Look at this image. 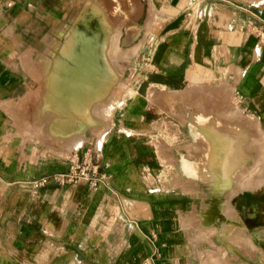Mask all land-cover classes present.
Segmentation results:
<instances>
[{
	"label": "crops",
	"instance_id": "0c3cea01",
	"mask_svg": "<svg viewBox=\"0 0 264 264\" xmlns=\"http://www.w3.org/2000/svg\"><path fill=\"white\" fill-rule=\"evenodd\" d=\"M95 4L134 82L108 104L106 177L35 186L69 153L26 127L22 104L86 9L97 24ZM237 138L230 174L214 171ZM262 170L264 0H0V264H264V182H247Z\"/></svg>",
	"mask_w": 264,
	"mask_h": 264
},
{
	"label": "bare ground",
	"instance_id": "6f19581e",
	"mask_svg": "<svg viewBox=\"0 0 264 264\" xmlns=\"http://www.w3.org/2000/svg\"><path fill=\"white\" fill-rule=\"evenodd\" d=\"M119 4H121L119 2ZM92 10V9H91ZM94 11V10H93ZM95 12V11H94ZM101 13V11H100ZM96 14V12H95ZM98 16V15H97ZM96 16V17H97ZM90 17H92L89 14V10L87 9L86 12H84L82 18H81V22L77 28V38H78V44L77 45H71L70 42H67V44L65 43L64 47H63V53L61 54V60H60V65L55 64L54 63L51 65V68H49V74H50V80L49 83L47 82V84L50 86H52V91L51 92H46L43 93L44 95H47L46 97L41 96L38 107L36 108V112L34 113V120L38 119V122L40 121H44L43 122V129L45 128V130L47 131V134H54V135H62L63 133V137L65 138L66 136L68 137L69 141L68 143V148H72V146L74 147L76 144H78L80 142V139L83 138L82 134H83V130L86 129L90 123L92 122L91 120L94 119V116H92V114H103V115H107V109H108V104L109 101L111 100V98H108V94L110 93L114 83L117 81L118 79V73L117 71L114 69V67L112 66V64L110 63L109 58L106 55V46H107V40H108V36L109 33L112 31L111 30H107L105 31L104 29H101L99 27V23L98 20L103 18H97V24H94L93 22L90 24ZM106 17V16H105ZM112 18V17H111ZM116 19V18H115ZM106 20V18L104 19ZM100 21V20H99ZM117 21V20H116ZM121 21V20H120ZM106 23V22H105ZM108 24V22H107ZM101 25V24H100ZM142 26V25H141ZM107 28V27H106ZM132 29V28H131ZM125 30V29H124ZM128 30V29H126ZM119 33V32H118ZM134 36V35H133ZM73 38V37H72ZM117 38V37H116ZM75 39V37H74ZM112 39V37H111ZM117 40V39H116ZM133 40V39H132ZM73 41V40H72ZM76 41V40H75ZM76 41V42H77ZM74 42V43H76ZM112 44V43H111ZM110 44V45H111ZM115 44V43H113ZM118 44V43H117ZM136 44V43H135ZM71 45V46H70ZM115 46V45H114ZM75 48L76 52L74 53V51H72ZM117 48V47H116ZM115 48V49H116ZM111 49V48H110ZM114 50V49H113ZM118 51V50H117ZM123 51V50H122ZM121 52V51H120ZM117 52V53H120ZM124 52V51H123ZM120 53V54H123ZM111 53V50H110ZM117 53L113 52V54L116 56ZM73 54V56H72ZM75 54V56H74ZM112 54V53H111ZM112 54V56L116 59L117 57H115ZM127 54V53H125ZM124 55V54H123ZM119 56V55H118ZM121 56V55H120ZM74 57V58H73ZM110 57V56H109ZM123 57H127L126 55H124ZM129 57V55H128ZM127 57V58H128ZM130 58V57H129ZM113 59V58H111ZM122 59V58H121ZM120 59V60H121ZM124 60V59H123ZM129 60V59H127ZM126 60V61H127ZM118 61V60H116ZM115 61V63H116ZM122 61V60H121ZM59 62V60H58ZM114 63V62H113ZM118 64V63H117ZM50 65V64H49ZM124 67V66H123ZM119 69V68H118ZM130 69V67H129ZM90 72V73H89ZM121 73V72H120ZM49 76V75H48ZM44 78V80H46ZM46 84V83H45ZM47 84L45 86H47ZM51 84V85H50ZM122 84V83H121ZM124 85V84H123ZM126 85V84H125ZM119 86V85H118ZM158 86V85H157ZM120 87V86H119ZM118 87V88H119ZM46 88V87H45ZM48 88V87H47ZM128 88V87H127ZM55 89V90H54ZM115 89V88H113ZM121 89V88H120ZM46 90H51V88L46 89ZM116 90H114L115 92ZM149 91V90H148ZM217 91V90H216ZM113 92V93H114ZM119 92V91H118ZM179 92V91H178ZM116 93V92H115ZM124 93V91H123ZM119 94V93H118ZM117 94V95H118ZM223 94V93H222ZM121 95V94H120ZM119 95V96H120ZM178 95V93H177ZM170 98V97H168ZM109 99V100H108ZM170 100V99H169ZM178 100V98H177ZM171 102V101H170ZM169 103V102H167ZM205 104V103H204ZM36 107V106H35ZM169 107V105H168ZM172 107V106H171ZM216 107V106H215ZM201 108V107H200ZM48 110L47 114L49 112V109L52 110L53 112L50 115H47L44 113H40V110ZM176 108H174L175 110ZM196 109V108H195ZM218 109V108H217ZM207 110V108H206ZM215 110V109H214ZM178 111V109H177ZM205 111V110H204ZM220 111V110H219ZM235 111V110H233ZM232 111V112H233ZM34 112V111H33ZM55 112V113H54ZM170 112V111H169ZM199 112V111H198ZM206 112V111H205ZM176 113V111H175ZM207 113V112H206ZM219 113V112H218ZM221 113V112H220ZM236 113V111H235ZM96 114V115H97ZM168 114V113H167ZM238 114V113H237ZM170 115V114H168ZM175 116V115H174ZM179 116V115H177ZM225 116V115H224ZM239 116V115H238ZM98 117V116H97ZM172 117V116H171ZM180 117V116H179ZM107 118V117H106ZM219 118V117H218ZM239 118V117H238ZM95 119H97L95 117ZM100 119V117H99ZM221 119V118H220ZM236 119V117L234 118ZM105 120V119H104ZM176 120V119H175ZM180 120V119H179ZM29 121V120H28ZM181 121V120H180ZM243 121V120H242ZM233 122V121H232ZM236 122V121H235ZM95 123V122H93ZM97 123V122H96ZM95 123V124H96ZM239 123V122H238ZM242 123V122H240ZM99 124V123H98ZM96 126V130L97 131H101L105 130L106 125L107 124H103V125H98ZM28 125V124H27ZM26 125V126H27ZM30 125V123H29ZM94 125V124H93ZM203 125V124H202ZM201 125V127H202ZM91 126V125H90ZM109 126V125H108ZM166 126V125H165ZM215 127V126H214ZM247 127V126H246ZM31 128V127H30ZM39 128V126H38ZM203 128V127H202ZM32 129V128H31ZM35 129V128H34ZM217 129V128H216ZM215 129V130H216ZM221 129V128H220ZM217 129V130H220ZM33 130V129H32ZM44 130V131H45ZM201 130V129H200ZM227 130V129H225ZM224 130V131H225ZM36 131V130H35ZM203 131V130H202ZM201 131V132H202ZM224 132L223 130H220V132ZM34 132V131H33ZM43 132V131H42ZM206 132V131H205ZM226 132V131H225ZM229 132V131H228ZM214 133V132H213ZM230 133V132H229ZM232 133V131H231ZM48 134V137H49ZM160 134V133H159ZM103 135V134H102ZM172 135V133H171ZM208 135V134H207ZM213 135V134H212ZM229 135V134H227ZM220 136L215 134V137ZM231 136V135H229ZM43 137V136H42ZM41 137V138H42ZM70 137V138H69ZM177 137V136H176ZM208 137V136H207ZM225 137V136H224ZM228 137V136H226ZM225 137V138H226ZM100 139L102 138L99 137ZM166 138V136H165ZM211 138V137H209ZM218 138V137H217ZM55 140H57V138H53ZM60 139V138H59ZM58 139V140H59ZM66 139V138H65ZM62 139V140H65ZM219 139V138H218ZM223 136L219 139L220 142L222 141ZM230 138H227V140H229ZM235 139V138H234ZM241 139V138H240ZM239 139V140H240ZM243 139V138H242ZM43 140V139H42ZM47 141V139H45ZM212 140V139H211ZM218 140V141H219ZM233 140V139H232ZM231 140V141H232ZM238 140V138H237ZM235 141V145L230 146L229 145V141H228V145H225L222 149L225 151V154L228 155H224L225 157V161H217L216 159L212 158L213 161L210 160V162L213 164H211L212 169L215 171V169L223 168V172L221 171L220 173H226V175H229L230 172L232 171V169L234 168V166L236 165L237 159L238 157H241L242 155V149L240 147L241 141L239 142ZM249 140V139H248ZM61 141V139H60ZM100 141V140H99ZM213 141V140H212ZM225 141V139H224ZM222 146L224 145V142ZM232 141V142H233ZM250 141V140H249ZM248 141V143H249ZM82 142V141H81ZM209 142V141H208ZM231 142V143H232ZM214 143V142H213ZM246 143V142H245ZM251 143V142H250ZM249 143V145H250ZM196 144V143H195ZM209 144V143H208ZM260 144V143H259ZM200 145V144H199ZM215 146H209L211 147V151L212 148L214 150V154L217 156L216 153V144L214 143ZM242 145V144H241ZM248 145V144H247ZM248 145V147H249ZM257 145V144H256ZM198 146V145H197ZM196 146V147H197ZM255 147V144L252 145ZM201 147V146H198ZM245 147V146H244ZM67 148V149H68ZM178 148V146H177ZM222 148V147H221ZM201 149V148H200ZM203 149V148H202ZM247 149V146H246ZM70 150V149H69ZM249 150V149H248ZM202 151V150H201ZM219 152V150H218ZM249 151H247L248 153ZM211 153V152H210ZM208 153V154H210ZM224 153V152H223ZM221 152V156L223 154ZM219 154V153H218ZM213 155V154H212ZM220 156V155H219ZM188 157V156H187ZM210 158V157H209ZM217 158V157H216ZM193 159V158H192ZM220 159V157H219ZM170 160V159H169ZM209 160V159H208ZM171 161V160H170ZM207 166V165H206ZM250 166V165H249ZM253 167V166H251ZM243 168V167H242ZM165 169V168H164ZM211 170V169H210ZM221 170V169H220ZM250 170V169H249ZM166 171V170H165ZM207 171H209L207 169ZM213 171V172H214ZM241 171V170H239ZM212 172V170H211ZM212 172V173H213ZM253 172V171H252ZM217 173V172H215ZM219 173V174H220ZM237 173V172H236ZM218 174V173H217ZM251 174V173H250ZM221 175V174H220ZM224 174H222L223 176ZM237 175V174H236ZM235 175V176H236ZM243 175V174H242ZM245 175V174H244ZM252 175V174H251ZM238 176V175H237ZM250 176V175H249ZM218 177V176H216ZM240 177V176H239ZM219 178V177H218ZM262 179V178H260ZM186 180V179H185ZM189 181V180H188ZM254 181V180H253ZM236 182V180H235ZM196 183V182H195ZM260 183V182H259ZM240 184V183H239ZM238 184V185H239ZM196 185V184H195ZM235 185V184H234ZM251 185V183H250ZM231 191V190H230ZM246 200V199H245ZM229 203V202H228ZM226 203H224L225 205ZM227 206V205H226ZM223 207V204H222ZM230 207V206H229ZM224 209L225 208H221ZM223 213V212H222ZM225 213V212H224ZM204 229V228H203ZM209 228H207L208 230ZM215 230V229H214ZM210 232V231H208ZM215 232V231H214ZM221 232V231H220ZM236 232V231H235ZM238 232V231H237ZM237 232L235 234H237ZM212 233V230H211ZM224 233V232H223ZM240 233V232H239ZM208 234V233H207ZM210 234V233H209ZM242 234V233H241ZM241 234L239 235L241 237ZM230 235V234H229ZM238 235V234H237ZM236 236V235H235ZM234 236V240L236 239ZM228 237V236H227ZM226 237V239H227ZM230 238V237H228ZM242 238V237H241ZM247 238V237H246ZM245 238V239H246ZM244 239V241H245ZM249 239V238H248ZM228 240V239H227ZM230 240V239H229ZM247 240V239H246ZM251 240V239H250ZM248 240V241H250ZM231 241V240H230ZM229 241V242H230ZM238 241V240H237ZM241 241V240H240ZM247 242V241H245ZM236 243V241H235ZM233 243V244H235ZM239 243V241H238ZM237 243V246H238ZM243 243V242H240ZM249 243V242H248ZM251 244H253L251 242ZM250 244V246H252ZM211 245V243H210ZM244 245V244H243ZM228 246V245H227ZM240 246H238L239 248ZM242 247V246H241ZM230 248V245H229ZM245 249V248H244ZM256 249V248H255ZM258 249V248H257ZM230 250V249H229ZM250 249H248L249 251ZM246 252V250L244 251ZM251 252V251H249ZM255 253V252H254ZM252 255V254H251ZM233 256V255H232ZM250 256V255H249ZM263 257V256H262ZM261 257V258H262ZM250 258V257H249ZM262 260V259H261ZM264 260V259H263ZM243 263V262H242ZM245 264V263H244ZM247 264V263H246ZM261 264H263L261 262Z\"/></svg>",
	"mask_w": 264,
	"mask_h": 264
},
{
	"label": "rangeland",
	"instance_id": "374dc122",
	"mask_svg": "<svg viewBox=\"0 0 264 264\" xmlns=\"http://www.w3.org/2000/svg\"><path fill=\"white\" fill-rule=\"evenodd\" d=\"M91 9H92V13L93 14H95V12H96V16H97V18L99 19V18H101V17H103V16H100V11L102 10V8H101V6L99 5V4H95V5H92L91 6ZM87 10V9H86ZM89 10V9H88ZM95 12H94V11ZM84 12H86V11H84ZM83 16V15H82ZM82 16L80 17V19H79V23L78 24H76L73 28H72V30H71V32H70V35H69V37L67 38V40L65 41V43L67 44V42H70L71 43V45H72V43H73V45H77L78 44V38H77V28H78V26H79V24H80V22H81V18H82ZM100 20V21H99ZM98 20V23H99V27L101 28V29H104L105 31H107V30H111L113 27L112 26H110V25H108L107 24V22L104 20V17L103 18H101V19H99ZM106 22V23H105ZM101 24V25H100ZM107 27V28H106ZM73 37V38H72ZM74 37H75V39H74ZM73 40V41H72ZM77 42H76V41ZM74 42H76V43H74ZM65 43H64V45H65ZM64 45H63V47H64ZM70 45V46H71ZM63 47H62V49H61V52H60V54L55 58V59H49V58H44V61H45V63H44V69H46V75H45V79L47 78L48 79V81H47V79L46 80H44L43 81V86L39 89V90H37L36 92H35V94L33 95V97H30L29 99H28V101H26V102H24L22 105H23V107H22V109H23V111H21L20 112V114H21V116L23 117V119H24V121L26 122V124L25 125H27L26 127L30 130V131H34L33 133L34 134H36L37 136H39L41 139H43L44 141H46L45 139H47V143L52 147V148H54V149H56L57 151H59V152H62V153H70V151L73 149V148H75L79 143H81V141H83V139H87V137H93L94 136V134H95V136H96V139H97V144L99 145V143H100V141L99 140H101L99 137H101L102 136V134L104 133L103 132V130H101L100 132L99 131H97L96 130V126H97V124L99 123L100 125H103V124H107V115H103V114H92V116H94V119H92L91 121V123H90V125L86 128V129H84L83 130V134H82V137L83 138H81L80 139V142L78 143V144H76L74 147L72 146V148L70 147V148H68V147H66V146H68V144L70 143L69 141H71V140H69L68 139V137L66 136L65 138L63 137V133H62V135L60 134V135H54V134H49V137H48V134H47V131L45 130V128L43 129V127H44V125H43V122L44 121H40V122H38V119H36V120H34V113L37 111L36 110V108L38 107V105L37 104H39V103H37V102H39V100H40V97L41 96H43V97H46L47 95H44L43 93H46L47 91L48 92H51L52 91V86H50L49 87V85L47 84V82L49 83V78H50V74L48 73L49 72V68H51V65L54 63V65L55 64H58V65H60V60H61V54L64 52L63 51ZM73 50L72 51H74V53L76 52V50H75V48H72ZM72 56H73V54H72ZM74 56H75V54H74ZM74 58V57H73ZM58 60H59V62H58ZM50 64V65H49ZM49 75V76H48ZM47 81V82H46ZM47 84V86H45L46 84ZM122 83V84H121ZM133 81L132 80H129V81H127V80H120V79H117V81L114 83V85H113V87H112V92H111V94H112V96H111V100L112 99H116L117 97H120V96H122V95H127V94H129V93H131L132 91H133V89H134V85H133ZM124 84V85H123ZM126 84V85H125ZM51 85V84H50ZM120 87H119V86ZM46 87V88H45ZM48 87V88H47ZM119 87V88H118ZM128 87V88H127ZM49 88H51V90L49 91V90H46V89H49ZM113 88H115V89H113ZM121 88V89H120ZM55 90V89H54ZM114 90H116L115 92H114ZM119 91V92H118ZM123 91H124V93H123ZM114 92V93H113ZM119 93V94H118ZM118 94V95H117ZM121 94V95H120ZM120 95V96H119ZM36 106V107H35ZM34 111V112H33ZM43 111H44V113L45 114H47V111L48 110H46L45 111V109L43 110H40V113H43ZM53 111L52 110H50L49 109V112H48V114L47 115H50L51 113H52ZM55 113V112H54ZM98 116V117H97ZM95 117L97 118V119H95ZM99 117H100V119H99ZM105 119V120H104ZM29 120V121H28ZM93 122H97L96 124L95 123H93ZM29 123H30V125H29ZM94 124V125H93ZM98 124V125H99ZM38 126H39V128H38ZM33 129H31V128ZM35 128V129H34ZM36 130V131H35ZM45 130V131H44ZM43 131V132H42ZM53 138H57V140H55V139H53ZM61 139V141H60V139ZM70 138V137H69ZM39 139V138H38ZM59 139V140H58ZM62 139H65V140H62ZM69 142V143H68ZM68 148V149H67ZM70 149V150H69ZM261 157V155H258V163H260L261 162V160L259 159ZM259 165V164H258ZM263 171L264 170H262V171H257V173H258V175H256L255 176V178H253V179H255V181H253V180H251V181H247L248 182V184H253V186L254 185H259L260 183H262V182H264V175H263ZM260 178H262V179H260ZM260 182V183H259Z\"/></svg>",
	"mask_w": 264,
	"mask_h": 264
},
{
	"label": "built area",
	"instance_id": "2783aa9c",
	"mask_svg": "<svg viewBox=\"0 0 264 264\" xmlns=\"http://www.w3.org/2000/svg\"><path fill=\"white\" fill-rule=\"evenodd\" d=\"M102 151L97 139L81 143L67 157V167L63 171L53 172L32 179L35 186H41L55 181L60 184L86 181L92 188L104 181Z\"/></svg>",
	"mask_w": 264,
	"mask_h": 264
}]
</instances>
